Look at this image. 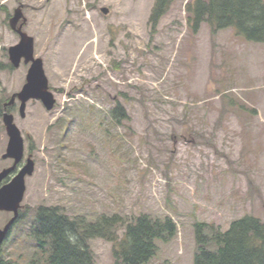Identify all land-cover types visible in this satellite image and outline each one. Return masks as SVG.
<instances>
[{
    "label": "rangeland",
    "instance_id": "obj_1",
    "mask_svg": "<svg viewBox=\"0 0 264 264\" xmlns=\"http://www.w3.org/2000/svg\"><path fill=\"white\" fill-rule=\"evenodd\" d=\"M190 1L175 0L153 31L154 0H0V172L13 164L3 159V106L30 68L9 60L20 6L57 101L52 111L30 101L25 118L19 101L8 108L24 137L18 168L30 155L36 166L2 262L32 261L18 243L39 206L90 220L171 217L177 235L148 264H193L197 222L221 231L245 215L264 222V44L232 29L213 36L206 23L194 33ZM118 103L128 121L113 119ZM11 218L0 213V228ZM91 248L96 264H114L112 242Z\"/></svg>",
    "mask_w": 264,
    "mask_h": 264
},
{
    "label": "trees",
    "instance_id": "obj_2",
    "mask_svg": "<svg viewBox=\"0 0 264 264\" xmlns=\"http://www.w3.org/2000/svg\"><path fill=\"white\" fill-rule=\"evenodd\" d=\"M174 2L154 0L149 17L153 31ZM187 13L194 33L206 23L213 36L232 29L247 42L264 44V0H191ZM111 114L118 123L129 120L121 103ZM177 231L168 216L140 214L128 220L113 214L90 220L70 217L60 207L39 206L27 239L18 245L34 251L30 264H96L91 241L100 238L113 243L114 264H148L157 253L158 242H171ZM194 231L197 248L193 264H264V222L258 217L245 215L232 221L226 231L197 222ZM0 264L13 263L0 260Z\"/></svg>",
    "mask_w": 264,
    "mask_h": 264
},
{
    "label": "water",
    "instance_id": "obj_3",
    "mask_svg": "<svg viewBox=\"0 0 264 264\" xmlns=\"http://www.w3.org/2000/svg\"><path fill=\"white\" fill-rule=\"evenodd\" d=\"M101 11L105 15L109 13L107 8H102ZM26 22L23 7L20 6L15 10L14 16L10 20V27L20 36V41L17 45L10 47L9 60L14 68H19L22 62L29 64L30 68L26 77V84L22 90L13 94L9 102L3 106V124L8 136L7 149L3 159L13 160V164L0 172V213H11L12 218L3 228H0V252L13 226L19 219L27 191L26 179L33 176L36 166L30 155L25 164L18 168L25 156V143L22 132L8 108L19 101L20 116L25 118L27 105L30 101H41L47 111H52L57 102L50 90L49 80L44 70V62L35 56V40L24 31ZM14 173L16 174L13 176ZM7 179L9 180L6 182Z\"/></svg>",
    "mask_w": 264,
    "mask_h": 264
},
{
    "label": "flooded vegetation",
    "instance_id": "obj_4",
    "mask_svg": "<svg viewBox=\"0 0 264 264\" xmlns=\"http://www.w3.org/2000/svg\"><path fill=\"white\" fill-rule=\"evenodd\" d=\"M9 179H10V178H9ZM9 179H7L6 182H7Z\"/></svg>",
    "mask_w": 264,
    "mask_h": 264
}]
</instances>
